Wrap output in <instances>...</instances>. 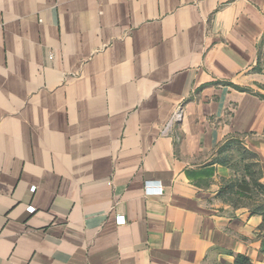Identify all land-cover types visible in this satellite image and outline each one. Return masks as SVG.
<instances>
[{"label": "crops", "instance_id": "crops-1", "mask_svg": "<svg viewBox=\"0 0 264 264\" xmlns=\"http://www.w3.org/2000/svg\"><path fill=\"white\" fill-rule=\"evenodd\" d=\"M247 166L264 0H0V264H264Z\"/></svg>", "mask_w": 264, "mask_h": 264}, {"label": "trees", "instance_id": "trees-1", "mask_svg": "<svg viewBox=\"0 0 264 264\" xmlns=\"http://www.w3.org/2000/svg\"><path fill=\"white\" fill-rule=\"evenodd\" d=\"M247 171H249V173L251 175V182L250 183L253 184L254 189L256 190V192L264 194V184L259 181V173L254 171V170H250L249 166H247ZM247 185H248V183L244 180L242 182L241 188L243 190L248 191ZM254 211L261 212L264 215V208H263L262 205H258L257 207H255ZM262 228H264V222L262 224ZM234 264H252V262H251L249 257H247L245 255H238L236 257V260H235Z\"/></svg>", "mask_w": 264, "mask_h": 264}, {"label": "built area", "instance_id": "built-area-1", "mask_svg": "<svg viewBox=\"0 0 264 264\" xmlns=\"http://www.w3.org/2000/svg\"><path fill=\"white\" fill-rule=\"evenodd\" d=\"M176 116L180 118V116H181V112H180V111L177 112ZM27 209H28V211L33 212V210L35 209V207H34V206H28ZM125 221H126V219H125L124 216H118V217H117V223H118V224H124Z\"/></svg>", "mask_w": 264, "mask_h": 264}]
</instances>
